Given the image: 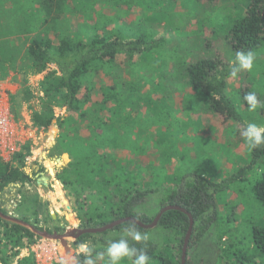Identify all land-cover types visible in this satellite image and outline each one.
Wrapping results in <instances>:
<instances>
[{"label": "trees", "instance_id": "1", "mask_svg": "<svg viewBox=\"0 0 264 264\" xmlns=\"http://www.w3.org/2000/svg\"><path fill=\"white\" fill-rule=\"evenodd\" d=\"M5 1L0 0V79H6L10 73L24 77L23 89L18 94L21 100L37 107L31 116L32 127L47 130L53 123L57 124L60 133L55 148L71 157L70 164L58 178L67 189L75 185L72 195L76 199L75 212L81 227L100 228L127 217L152 223L156 216L137 213L136 207L144 204L151 194L163 189L171 191V194L162 203V209L179 206L193 217L195 228L189 242L191 249L205 230L202 229L195 237L197 228L203 223L212 224L216 219L211 194L202 190V185L196 180L190 181L186 177L177 184L171 180V170L166 162H160V154H150L136 137L135 118L138 108L142 109L144 104L140 100L138 106L132 107L123 98L124 73L145 52L144 39L130 41L119 34L111 35L115 27L112 26L114 22L108 19L101 26L98 20L91 22L86 19L79 23V28L72 33L73 37L63 35L58 31L64 13L63 1L9 0L11 4ZM117 6L121 11L129 10L128 5ZM71 7H75L72 1ZM129 20L133 22L136 17L129 16ZM31 34L35 36H24ZM226 41L233 53L256 51L263 45L264 0H249L245 16L233 25ZM205 56L184 64L180 73L181 83L184 90L202 93L206 98L205 111L223 117L227 122L237 117L236 106L228 96L231 62L222 50ZM171 66L170 63L166 72L146 75L148 81L141 87L148 86L149 90L144 95L157 86H165L164 80L169 77ZM31 76H40L36 89L30 85ZM17 100L18 96H11L14 112ZM63 108H66V117L56 116V110ZM81 131L89 132V135L83 137ZM31 152L32 142L28 141L11 162L0 160V192L10 185L32 183L25 171ZM253 154L254 161L261 159L264 146L253 150ZM214 185L220 186L209 182L206 188ZM253 193L264 205V175L254 184ZM0 211L7 214L1 207ZM128 223L113 230L122 233ZM189 224L188 215L179 210L167 211L161 217L157 227L163 228L169 235L173 234L176 242L177 237L182 239L178 240V252L175 250L170 257L156 254L157 245L149 240L147 248L151 264H181ZM55 230L61 231L59 228ZM102 234L103 237L82 235L75 240V246L90 242L95 255V252L103 250L107 240L121 238L107 239L106 233ZM37 239L40 237L30 230L0 217V262L13 264L18 259V264H34L32 256L21 259L19 256ZM252 240L258 253L264 257V225L253 227ZM129 243L141 246L131 240ZM82 261L83 256L78 255L77 264H82ZM97 264L104 262L97 261ZM122 264H131V261L126 259ZM186 264H190L189 259Z\"/></svg>", "mask_w": 264, "mask_h": 264}, {"label": "rangeland", "instance_id": "2", "mask_svg": "<svg viewBox=\"0 0 264 264\" xmlns=\"http://www.w3.org/2000/svg\"><path fill=\"white\" fill-rule=\"evenodd\" d=\"M60 1H63L64 13L58 31L63 35L73 37L72 33L79 28V23L86 19L91 22L98 20L99 26L108 19L114 22L112 26L115 27L111 35L119 34L130 41L143 38L146 42L145 52L136 64L126 68L122 81L125 91L123 98L127 103L136 107L141 100L144 104L142 109L138 108L135 118L138 129L136 137L149 149L150 154H160V162L167 163L172 173L171 180L175 184L186 177L190 181L196 180L213 199L212 211L216 219L212 224L203 223L197 228L195 237H198L202 229L205 230L201 238L196 239L195 245L191 249L188 247L190 264H264V257L258 253L252 240L253 227L264 225V205L253 193L254 184L264 175V156L254 161L253 151L248 150L241 135L247 122L264 125V42L254 51L256 60L253 70L241 72L237 78L230 79L228 96L236 106L237 117L227 122H223V117L206 112L205 96L193 91L186 92L180 78L182 67L187 61H195L204 54L208 56L218 50L224 51L233 65L235 53L226 39L233 25L245 16L249 0ZM71 1L75 3L74 9ZM5 2L11 4L9 0ZM121 4L128 5L129 10L121 11L117 6ZM135 7L139 11L134 10ZM129 16H135L136 20L130 22ZM120 20L125 24H121ZM24 36L32 38L35 35ZM170 63V84L162 88L157 86L144 95L149 88H142L141 84L148 81L147 76L166 72ZM16 77L21 92L24 77L21 74ZM39 78L30 77V85L35 89ZM251 91L257 93L260 101V106L254 112L248 111L244 100V96ZM19 94H16L18 104L15 112L11 105V114L18 125L23 144L32 142L31 156L25 167L32 183L10 185L0 192V206L7 215L29 220L30 224L43 230L80 229V220L75 212L76 199L72 195L75 185L67 189L58 178L71 161L59 167L54 162L68 153L56 150V143H53L56 128L53 125L47 130H37L31 126V116L37 107L21 100ZM66 115V108L56 110V116ZM86 134L88 136L89 132ZM52 167L72 205V211L67 215L65 208L60 206L59 183L48 172ZM209 182L220 186L206 188ZM170 194L171 191L163 189L151 194L144 204L136 207V212L156 216ZM69 216L72 218L69 219ZM194 228L195 225L193 231ZM105 233L107 239L123 235L120 230L113 229ZM146 233L149 240L157 245L156 254L170 257L175 250L178 252L180 237H177L176 242L173 234L169 235L157 226L146 230ZM97 236L103 237L104 234L98 233ZM56 243L62 264H77L78 253L74 240H68L69 252L59 242ZM29 256H32L36 264L29 248L22 250L19 258ZM17 262L18 259L13 264Z\"/></svg>", "mask_w": 264, "mask_h": 264}, {"label": "clouds", "instance_id": "3", "mask_svg": "<svg viewBox=\"0 0 264 264\" xmlns=\"http://www.w3.org/2000/svg\"><path fill=\"white\" fill-rule=\"evenodd\" d=\"M256 53L252 50L237 51L235 61L231 67L230 77L235 79L241 72H251L254 68ZM248 111L254 112L259 106L257 93L248 92L244 96ZM244 142L249 151L256 150L264 146V125L255 122H247L241 132ZM123 235L119 239L107 240L103 250L95 252L90 247V242H82L77 246V253L83 256L82 264H97L103 261L104 264H122L124 260H130L131 264H151V257L148 254L147 244L149 235L142 232L135 221H130L128 226L122 229ZM129 240L141 245L135 247Z\"/></svg>", "mask_w": 264, "mask_h": 264}, {"label": "water", "instance_id": "4", "mask_svg": "<svg viewBox=\"0 0 264 264\" xmlns=\"http://www.w3.org/2000/svg\"><path fill=\"white\" fill-rule=\"evenodd\" d=\"M66 157V159H65ZM70 157L68 154H64L61 156V158L56 159L54 162H56L55 166L59 167L60 165L65 166L67 163H69ZM66 163V164H65ZM53 171V172H52ZM49 174L54 178L56 183H59V189H58V194L60 196V206L62 208H65V214H69V212L72 211V205L70 203V200L67 198L65 189H64V185L61 183V181L59 179H57V174L55 172V169H48ZM53 173V174H52ZM45 182V180H44ZM47 183V182H45ZM170 210H179L182 211L183 213L187 214L190 220V224H189V229L187 232V235L185 237L184 240V245L182 248V256H181V264H186L187 259H188V247H189V240L191 238L192 232H193V225H194V220L193 217L191 216L190 213H188L185 209L179 207V206H167L163 209L160 210V212L156 215L155 219L153 220L152 223L146 224L143 221H141L138 218H134V217H127L124 219H119L116 221H113L109 224H107L104 227H100V228H88V229H79V228H73V229H66L63 233H50L47 230H41L39 229V227H37L36 225H32L30 223H27L24 220L18 219L16 217L4 214L3 212L0 211V217L8 222L11 223H15L18 224L28 230H30L32 233H34L36 236L43 238V239H47L50 241H55V242H59L61 244V246L66 250V252H69L70 247H69V243L68 240L72 239V240H76L77 238H79L82 235L85 234H98V233H104L108 230H112L115 227L123 224V223H127L130 221H135L138 226H140L141 228L145 229V230H149L152 229L154 227H156L161 219V217Z\"/></svg>", "mask_w": 264, "mask_h": 264}, {"label": "built area", "instance_id": "5", "mask_svg": "<svg viewBox=\"0 0 264 264\" xmlns=\"http://www.w3.org/2000/svg\"><path fill=\"white\" fill-rule=\"evenodd\" d=\"M24 141L12 114L10 91L5 82L0 81V160L8 162L20 151ZM29 250L36 264H56L61 262V254L55 241L37 239Z\"/></svg>", "mask_w": 264, "mask_h": 264}, {"label": "crops", "instance_id": "6", "mask_svg": "<svg viewBox=\"0 0 264 264\" xmlns=\"http://www.w3.org/2000/svg\"><path fill=\"white\" fill-rule=\"evenodd\" d=\"M170 77H168L167 79H165L164 81L166 82L165 83V86L166 85H169L170 84ZM2 82H5L6 83V85H7V87L9 88V91H10V95L11 96H15L16 94H18L19 93V91H20V89H21V87H20V83L17 81V77H16V75H14V74H12V73H10L9 74V76L8 77H6V79H4ZM186 89V88H185ZM186 92H190V91H192L191 89H186L185 90ZM178 93H180L179 91H178ZM177 93H174V95H176ZM183 94V93H182ZM223 122H225V121H223ZM56 129V131H55V137H54V139H53V143L55 144L56 143V140H57V138H58V136H59V133H60V130H59V128H58V126H57V124L56 123H53L52 124ZM38 130V129H37ZM84 134V135H83ZM81 135H83V136H86L87 134L86 133H84V131H81ZM8 162H11V161H8ZM8 162H6V163H8Z\"/></svg>", "mask_w": 264, "mask_h": 264}, {"label": "flooded vegetation", "instance_id": "7", "mask_svg": "<svg viewBox=\"0 0 264 264\" xmlns=\"http://www.w3.org/2000/svg\"><path fill=\"white\" fill-rule=\"evenodd\" d=\"M56 177H58V174H57V176ZM44 183V185H46V183L45 182H43ZM1 207V206H0ZM2 209V208H1ZM51 228H47V229H45V230H50ZM81 229H83L82 227H81ZM65 231V229H63L62 228V230L60 231V232H58V231H56V230H54L52 233H54V232H57V233H63ZM78 239V238H77ZM76 239V240H77ZM74 242H75V240H74Z\"/></svg>", "mask_w": 264, "mask_h": 264}, {"label": "bare ground", "instance_id": "8", "mask_svg": "<svg viewBox=\"0 0 264 264\" xmlns=\"http://www.w3.org/2000/svg\"><path fill=\"white\" fill-rule=\"evenodd\" d=\"M49 169H52V170H53L54 168L52 167V168H49ZM52 172H53V171H52ZM52 174H53V173H52ZM70 218H72V216H69V219H70Z\"/></svg>", "mask_w": 264, "mask_h": 264}]
</instances>
